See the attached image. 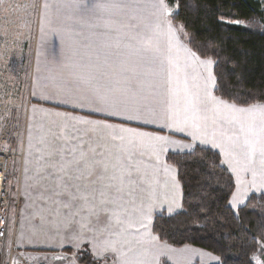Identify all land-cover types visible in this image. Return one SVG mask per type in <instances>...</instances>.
I'll return each mask as SVG.
<instances>
[{
    "label": "crops",
    "instance_id": "crops-1",
    "mask_svg": "<svg viewBox=\"0 0 264 264\" xmlns=\"http://www.w3.org/2000/svg\"><path fill=\"white\" fill-rule=\"evenodd\" d=\"M155 2L156 0H128V3L131 5L129 8L112 10L110 13L102 14L104 19L118 22L127 20L132 24H139L141 29H144V26L147 25L146 31L148 34H151V30L159 23V41L161 46H166L169 41V37L165 34V22L171 23L176 31L178 42L173 40L171 44L173 56L181 71L178 74L174 72L173 77L178 75L179 79L169 82L167 71L161 72L153 78L155 86L150 100L158 116L156 117V123H146L144 120H127L123 116H110L105 112H97L94 110L95 106L81 108L74 103L63 102L69 99V97L58 92V86L70 89L73 97L83 96L92 88L103 90L112 86V81L117 79L116 74L120 71V67L111 60L108 64H105L104 55L105 53H111L113 57L118 53L127 55L130 50L125 48L124 45L129 43L126 35L129 30L123 28L117 30L116 27H113L102 30L106 34L101 35L98 32L96 35H92L87 25L74 22L75 17L82 13L75 11L69 6L71 0H40V9L35 12L34 23L35 26L38 25L39 30L51 24L49 29H52L53 32L52 42L55 48L43 54L44 59L41 62V68L38 69L33 63V70L35 71L36 68L37 74L36 76L34 74L32 78L33 85L30 91L28 123H26L25 127L24 142L22 141L24 155L17 172L19 176V190L16 195V228L20 222V220L18 222L19 209L46 210L38 212L36 220L34 214L27 216L31 221V223L29 222L31 228L33 227L32 222L37 224V220H40L41 224L47 226L55 223L56 214H52L49 210L56 208L65 209L63 203L57 202L59 198L53 195V190L56 188V179L50 174L51 170L48 165L57 158L54 155L50 156L49 153L56 152L63 143L56 140L52 133L59 134L65 123H77V121L69 120L68 116L87 120L106 121L109 124L134 129L137 132L151 133L155 136L168 138L169 142L163 144L157 141H149L145 138V143L141 146L137 138L133 137L130 133H120L118 130L112 133L113 135H124L136 141L133 144L125 143L124 147L132 153V161L130 162L132 167L131 179L137 185L133 186L134 183L130 187H127L126 179L125 195L122 200L124 206H117L116 211L119 213V208H125L127 211L124 214L127 216L123 217L121 215L120 220L128 222L131 225H136L135 227L142 225L141 219L145 221V216L149 217L147 223L150 224H148L147 231H150L152 234V224L156 214L162 212L170 214L181 208L182 190L176 168L166 160L168 153L188 152L193 150L197 145L207 146L218 151L235 179V190L230 202L232 207L238 208L244 205L254 192L264 193V177L260 174L261 158L259 153L257 152L254 158L255 164L249 163L242 149L232 147L223 135L224 133L227 135L240 133L239 124L229 122L231 117L227 110H221V112L215 114L209 113V119L204 124L202 132L196 131L190 125L178 124L176 127H172L170 126L171 122L166 119L164 113L169 105H174L176 110L181 114V117L183 116L185 106V74L187 75L189 85H192L199 82L201 77L206 76L207 71L204 66L195 63L187 57L181 45L190 49L191 47L185 41L184 29L180 27L181 24H175L171 20L170 15L165 14L162 16L157 8L152 7ZM46 4L48 7H45ZM165 4L167 5L166 0ZM167 7L171 11L168 5ZM69 16L74 18L73 21L67 19ZM132 17H135V19H132ZM85 18L94 22V18L87 16ZM117 44H119V47L116 46ZM105 45L108 47H105ZM85 53L93 54L94 58L91 62ZM95 54H99V59H95ZM199 57L206 59L201 56ZM211 71L214 73V65L211 67ZM170 89L172 90L171 92L169 91ZM213 95L238 107L250 106L238 105L222 99L215 94V88L213 89ZM49 96L53 98L48 99ZM129 103H134V101L130 100ZM57 113L61 115H57ZM64 114H67V116ZM151 118L148 117V119ZM213 120H215V123H213ZM78 127L86 129L89 126L78 124ZM181 128H183V131L180 130ZM194 131H196L197 139H193L192 133ZM114 143L119 145V141ZM153 145L155 146L154 148ZM217 145L220 146L218 147ZM226 150L232 152L233 155L226 157ZM113 151L116 152L115 147ZM226 160L229 162H225ZM137 168L139 171H137ZM171 169H175V172H172ZM253 170L257 172L255 178L253 177ZM142 173H147L145 175V183L142 182ZM149 174L155 176L156 179L150 180ZM173 176L175 177V181L179 183L180 187L178 191L175 187ZM157 178H159L158 181H156ZM50 186L53 188L50 189ZM129 191L132 193L131 195H127ZM233 198H235V204H233ZM66 202L67 200L64 198V203ZM177 205L180 206L178 207ZM109 207L112 208L113 206ZM149 208L151 209L150 212L148 211ZM81 216L84 218L82 222L85 223L91 222L90 219H92L93 223H99L105 219L111 223L116 221L110 212L101 213L99 218H97L95 212L89 214L86 208L83 209ZM82 222L70 223L75 226H84L85 224ZM23 225L20 226L19 234L16 236V245L26 256L33 254L26 250H37L35 252L41 250L56 251L59 249L66 250L67 248L73 249L79 246V244L75 246L62 245L50 249L49 247L38 245L32 239L33 236L23 234ZM154 237L159 241L155 235ZM86 242H91V239H84L82 244ZM160 243L163 244L161 241ZM168 247L170 249L180 248L175 251H179L181 256L173 257L176 259L175 263L177 264H202L199 262L200 258H204V264H221V260L210 253L204 252L206 254L205 257L200 256L199 252L204 249L200 250V248L193 246L174 247L169 245ZM94 248L96 250H93L91 245V252L96 257L101 258L105 255V245L102 241L97 240L94 243Z\"/></svg>",
    "mask_w": 264,
    "mask_h": 264
},
{
    "label": "snow or ice",
    "instance_id": "snow-or-ice-1",
    "mask_svg": "<svg viewBox=\"0 0 264 264\" xmlns=\"http://www.w3.org/2000/svg\"><path fill=\"white\" fill-rule=\"evenodd\" d=\"M3 0H0V4ZM75 11L82 13L75 17V23L87 25L92 35L106 34L102 30L116 27L117 30L128 29L126 33L129 43L125 48L130 51L127 55L118 53L115 57L111 53H105L104 63L111 60L117 63L120 71L116 74L117 79L112 81V86L104 88H92L83 96L73 97L71 90L64 86H58V92L66 95L69 99L64 103H74L78 107L95 106L97 112H105L110 116H123L127 120H144L146 123H156L158 113L152 106L150 96L155 86L154 77L161 72L167 71L169 82L178 80L179 76L173 77V73H179L181 69L173 56L171 42L178 37L171 23L165 22L166 35L169 37L168 44L161 46L159 41L160 24L157 23L151 30V34L140 28L139 24H132L129 21L118 22L111 19H104V13L112 10H122L131 5L128 0H71L69 5ZM45 7H48L46 4ZM152 7L157 8L160 14L171 15V11L165 4V0H156ZM100 14V15H98ZM94 18L93 20L85 17ZM73 21V17L67 18ZM135 19V17H132ZM230 23V22H226ZM237 23H239L237 21ZM183 28V25L180 26ZM79 35V33H77ZM187 35V33H185ZM134 42V43H132ZM119 47V44L116 45ZM105 47H108L105 45ZM188 58L195 63L205 67L207 75L201 77L199 82L189 85L187 75L184 77L185 106L183 116L176 110L174 105H169L165 111V117L171 122L170 126L176 127L178 124L191 126L196 131H201L204 124L209 119V113L215 114L221 110H227L230 115L229 122L239 124L240 133L223 135L232 147L241 148L245 158L249 163L254 162L257 152L260 155L261 176L264 177V104H252L249 107H238L229 104L213 95L216 88L217 79L211 71L214 64L219 63L211 58L201 59L197 53L190 48L181 45ZM89 61L94 58L93 54L85 53ZM95 59H99V54H95ZM172 91L171 89L169 90ZM154 99V97H153ZM132 100L134 103H129ZM57 115H61L57 113ZM67 116V114H64ZM148 117H152L148 119ZM69 120L77 123H65L59 134L52 133L56 140L62 141L59 149L50 156L57 158L48 165L50 174L56 179V188L53 195L58 197L59 203L63 207L78 210L87 209L89 214L95 212L97 218L101 213H109L116 219L118 224L124 222L120 220V215L116 211L119 202L124 199L126 179L127 185L134 184L131 179L132 153L125 148V143L133 144L131 138L124 135H113L114 131L120 133H130L137 138L138 143L143 146L145 138L149 141H157L161 144L168 143V138L155 136L151 133L137 132L134 129L109 124L106 121L87 120L68 116ZM215 123V120H213ZM78 124L88 125L86 129H81ZM183 131V128L180 129ZM196 131L192 133L193 139H197ZM119 141V145L114 142ZM218 147L220 145H217ZM116 148V152L113 148ZM155 146L153 145V148ZM233 155L230 151H225L226 157ZM43 158V157H42ZM158 158V157H157ZM225 162H229L226 160ZM137 171L139 169L137 168ZM168 171V169H166ZM175 172V169H171ZM257 172L253 170V177ZM173 181L177 191L179 183ZM58 189V190H56ZM129 191L127 195H131ZM64 198L67 202L64 203ZM233 198V204H235ZM109 206H113L110 208ZM178 207L180 205H177ZM126 211V209H125ZM149 212L151 209L149 208ZM149 217L145 216V223L142 227L147 229ZM118 251L113 242L104 251ZM120 264H141L140 261H133L125 258L123 252L120 253ZM258 264H264L259 262Z\"/></svg>",
    "mask_w": 264,
    "mask_h": 264
},
{
    "label": "trees",
    "instance_id": "trees-1",
    "mask_svg": "<svg viewBox=\"0 0 264 264\" xmlns=\"http://www.w3.org/2000/svg\"><path fill=\"white\" fill-rule=\"evenodd\" d=\"M166 1L171 20L183 25L191 49L219 61L214 64L215 94L238 105L264 103V1ZM166 160L177 170L182 201L178 211L154 217L152 231L158 240L205 249L221 264L264 262V193H252L234 209L230 203L234 176L221 154L210 147L171 152ZM76 251L81 264L104 262L88 248ZM161 261L172 264L169 259Z\"/></svg>",
    "mask_w": 264,
    "mask_h": 264
},
{
    "label": "rangeland",
    "instance_id": "rangeland-1",
    "mask_svg": "<svg viewBox=\"0 0 264 264\" xmlns=\"http://www.w3.org/2000/svg\"><path fill=\"white\" fill-rule=\"evenodd\" d=\"M264 1V0H263ZM40 9V0H3L0 4V136L4 133L10 138L9 144L13 148L23 149V142L25 137V127L28 123V107L30 103V91L32 90V78L37 74L36 68L33 70V63L35 66L41 68V62L44 59L43 54L55 48L52 42V29H49L51 24L46 25L39 30L38 25L35 26V12ZM44 51V52H43ZM49 96L48 99H52ZM52 116V113L50 112ZM23 141V142H22ZM255 164V161L252 162ZM20 161H15L9 167L6 176V184L11 192V224L15 222L16 210V195L19 190L18 184V169ZM142 173V182L145 183V175ZM150 175V180H155L156 177ZM157 178L156 181H158ZM52 185V184H51ZM137 185L136 183L133 185ZM127 187H130L128 185ZM50 189L53 187L50 186ZM119 206L123 207L122 201ZM112 207V206H111ZM236 209L235 207H233ZM120 216H127L125 208H119ZM46 210H18V222L15 233L19 234L20 226H22L23 234L33 236L32 239L44 247L54 249L62 245H76L71 252L64 249L59 250H26L33 253L28 254L27 259L32 262H43L45 264H81L78 259V249L93 250L94 243L99 240L105 245V248L115 243L118 251H105L102 256L103 264H120V253L125 254V258L133 261H140L141 264H162V259H168L175 263V257H180L181 253L175 251L180 248H171L166 243H160L154 235L141 225H131L128 222L118 224L113 223L107 219L99 223L82 222L84 219L81 214L83 210L78 209H52L49 210L52 214H56L55 223L47 226L41 224L37 220V224L33 227L29 225V214H34L35 220L38 212ZM21 215V216H20ZM59 215V217H58ZM134 216V215H132ZM20 217V218H19ZM26 221V224H25ZM28 222V223H27ZM69 222V223H65ZM73 223H84V226L71 225ZM142 223H145L141 219ZM150 224V223H148ZM148 228V227H147ZM14 229H11L12 232ZM80 235H82L80 237ZM84 239H91V242L82 244ZM165 246V248H163ZM167 247V248H166ZM63 248V247H62ZM104 248V249H105ZM173 250V251H172ZM202 250V249H200ZM210 253L207 250L199 252L200 256L205 257V253ZM25 254V253H24ZM219 258L217 255L212 254ZM220 260V258H219ZM200 263L204 264V258H200ZM262 262V261H260ZM15 264H20L18 257Z\"/></svg>",
    "mask_w": 264,
    "mask_h": 264
},
{
    "label": "built area",
    "instance_id": "built-area-1",
    "mask_svg": "<svg viewBox=\"0 0 264 264\" xmlns=\"http://www.w3.org/2000/svg\"><path fill=\"white\" fill-rule=\"evenodd\" d=\"M9 142V136L3 133L0 136V264H15L17 257L20 264H45L30 261L16 245V220L12 225V195L6 184V176L13 162L23 160L24 150L13 148ZM11 229L14 230L9 238Z\"/></svg>",
    "mask_w": 264,
    "mask_h": 264
}]
</instances>
